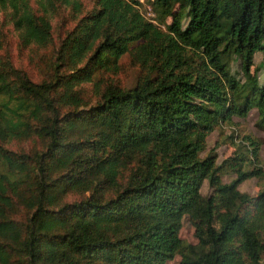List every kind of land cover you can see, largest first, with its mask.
Instances as JSON below:
<instances>
[{
  "label": "trees",
  "instance_id": "16d2710c",
  "mask_svg": "<svg viewBox=\"0 0 264 264\" xmlns=\"http://www.w3.org/2000/svg\"><path fill=\"white\" fill-rule=\"evenodd\" d=\"M146 1L156 22L138 0H96L40 80L0 57V264H166L176 254L177 264L264 263V185L254 195L238 187L264 177L261 142L236 136L218 162L192 119L202 111L210 127L255 107L264 127V68L262 80L250 74L264 54V0ZM0 2L23 44L52 40L30 0ZM128 51L141 67L135 82L105 81L91 101L77 85L117 72ZM29 138L40 147L8 146ZM72 190L83 196L65 201ZM184 216L196 242L180 236Z\"/></svg>",
  "mask_w": 264,
  "mask_h": 264
},
{
  "label": "rangeland",
  "instance_id": "374dc122",
  "mask_svg": "<svg viewBox=\"0 0 264 264\" xmlns=\"http://www.w3.org/2000/svg\"><path fill=\"white\" fill-rule=\"evenodd\" d=\"M75 1L77 5L75 3H66L62 0H30L33 9L37 13L46 14L51 21L52 40L45 45L34 43L23 44L20 40L18 30L13 25L11 8L7 4L3 5L0 2V57L8 58L15 66L24 69L32 79L40 80L48 69V61L52 57L54 49L62 37L77 23L82 15L96 7V0ZM133 4L145 18L150 20L154 18L155 12L148 1L138 0V2ZM166 20L171 21V16H167ZM182 22L184 23V20ZM161 26L164 27L163 24ZM132 54V51H128L120 56V67L117 72L97 70L92 73L91 80L85 81L77 86H84L87 96L91 101L94 100L93 90H95V87L105 81H112L123 86H131L141 71L139 61ZM263 68L264 54L261 50H257L254 54V63L250 67V74L262 80ZM232 70L237 76L242 77L238 59L232 61ZM192 119L195 120L194 131L206 133V150L214 148L217 152L218 162L225 156L233 153L237 145L240 146V140L238 138L243 134H249L253 138L258 139L261 142L260 165L263 168L264 174V127L258 124V111L255 107H252L246 115H233L230 120L217 125H209L210 127L202 126L206 120V114L202 111L198 110L194 112ZM8 146L16 152H20L21 150L27 152L31 148H39L40 142L38 139L33 138L27 140L17 139L12 140ZM244 166L246 167L247 165ZM249 166L251 167L252 163ZM234 176V172H222L221 177L224 182H228ZM262 185H264V177L259 179L252 176L240 182L238 187L241 191L254 195ZM211 190L212 188L208 184V181L204 180L201 185L202 193L207 195ZM81 196H83L82 193L72 190L66 194L64 200L72 201L79 199ZM193 231L194 227L192 223L187 216H184L180 236L188 242H196ZM179 259L180 255L176 254L172 259L167 260L166 264H177ZM257 264L264 263L261 260Z\"/></svg>",
  "mask_w": 264,
  "mask_h": 264
}]
</instances>
